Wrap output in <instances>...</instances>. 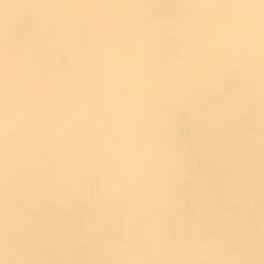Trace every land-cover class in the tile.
Instances as JSON below:
<instances>
[{
    "label": "bare ground",
    "instance_id": "1",
    "mask_svg": "<svg viewBox=\"0 0 264 264\" xmlns=\"http://www.w3.org/2000/svg\"><path fill=\"white\" fill-rule=\"evenodd\" d=\"M38 1L31 13L0 5V264H71L79 245L91 264H184L181 240L212 247L209 234L226 232V220L206 201L196 221L170 206L172 189L149 170L143 150L160 133L168 145H197L205 161L217 157L210 146L239 129L224 104L239 93L245 101L249 64L264 63V0H186L201 2L203 23L191 33L186 19L172 17L179 54L161 51L157 25L141 15V4L156 0ZM20 15L30 16L34 32L20 33ZM82 19L113 45L98 42L85 54L71 30ZM94 91L115 103L111 128L93 106ZM21 95L32 105H22ZM100 166L112 171L109 192L135 184L121 228L109 205L99 209L89 197L85 170ZM165 205L176 215L171 227L157 212Z\"/></svg>",
    "mask_w": 264,
    "mask_h": 264
},
{
    "label": "crops",
    "instance_id": "2",
    "mask_svg": "<svg viewBox=\"0 0 264 264\" xmlns=\"http://www.w3.org/2000/svg\"><path fill=\"white\" fill-rule=\"evenodd\" d=\"M0 1L4 9H13L14 12L24 9L27 13H31L30 7L33 4L39 3L38 0ZM48 2L45 0L46 4ZM172 2L173 0H156L150 2L148 8L143 3L140 6L141 15L145 16L146 21L157 25L158 41L163 53L170 51L171 45L173 47L176 45L172 33L174 18L186 19L192 33L201 23L200 14L201 16L203 14L200 1L190 3L186 0H179V3L174 2L175 9H168L170 5H174ZM163 12L168 18L162 17ZM100 32L93 24L82 19L72 28V34H74L72 41L83 47L85 54L88 53L89 46L96 47L98 42L112 46L113 40L102 36ZM68 41L69 39H64L63 43L66 44ZM175 51L179 52L176 49ZM62 59L64 64L68 63V51L65 47L62 49ZM247 71L250 75V86L248 93L246 92L245 101L239 93L234 96V103L224 104L225 110L230 112V118L238 117L236 126L239 129L234 130L233 133L232 130L229 131L228 135L225 134L223 144L214 142V145L210 146L211 149L216 148L218 151L217 157L205 161L200 156L197 145L190 142H185V144L181 140L168 145L161 139L160 133H156L157 140L151 142L153 145L150 144L143 150V157L149 161V170H157L156 174L165 186V191L170 187L172 189V197L167 202L170 206L178 204L177 206L184 214L196 221L200 215V207L206 201L212 206L213 214L227 222L226 232L224 230L223 233L217 231L209 234L212 247H202V249L196 246L192 239L181 240L184 264H264V63H250ZM105 78L111 79L107 76ZM228 80V86L235 89L236 78L231 68L228 71ZM153 93L160 94L161 90H155ZM127 94V90H120L119 95L124 104L128 103ZM149 94L152 95L151 92ZM92 95L93 106L98 112L101 111L104 127L111 128L114 124L115 103L113 99L98 91H94ZM20 103L31 106L33 102L29 95H21ZM236 111L239 112L237 116ZM178 125L180 127L184 124L180 122ZM113 141L112 138H108V142ZM171 147L175 151L173 155L165 151ZM158 149L162 151L161 154L157 151ZM85 176L89 178L91 201L99 209L105 204L109 205L112 208L113 221L119 223L121 228L125 214L129 212L130 206L136 200V194L133 191L135 184L129 181L118 191L109 192L106 183H110L114 177H112L111 170H102L101 166L96 170H85ZM205 189L206 191L211 190L212 193L208 192L204 198L202 191ZM45 195L51 196L50 193ZM139 200V204L144 209V195L141 194ZM170 206L165 205L157 211L160 221L163 222L166 218L169 227L176 220V215L172 213ZM149 216L147 213L144 214L146 219ZM153 221H156L155 216ZM94 254L96 255L95 252ZM89 259L87 249L83 245H79L71 252V264H91Z\"/></svg>",
    "mask_w": 264,
    "mask_h": 264
},
{
    "label": "rangeland",
    "instance_id": "3",
    "mask_svg": "<svg viewBox=\"0 0 264 264\" xmlns=\"http://www.w3.org/2000/svg\"><path fill=\"white\" fill-rule=\"evenodd\" d=\"M179 3V0H173V4L174 5H170L169 7H168V9H175L176 8V6H175V3ZM147 8V7H146ZM9 10V9H8ZM143 10V9H142ZM143 12V11H142ZM21 16L22 15H20L19 17H20V22L19 23H16L17 25H21L22 26V28H21V30H20V28L19 27H15V29H18L19 28V30H20V33L22 34V35H24V34H28V33H32V32H34V31H32L31 32V27H30V25H29V21H30V16L29 15H27L26 17H24V19H22L21 20ZM164 16V17H163ZM165 16H166V14L163 12V15H162V17L163 18H165ZM200 18H201V23L199 24V26H201L202 25V23H203V20H202V16H201V14H200ZM78 23V22H77ZM76 23V24H77ZM76 24H73V26L74 25H76ZM73 26L71 27V30H72V28H73ZM25 27V28H24ZM54 33L55 32H52V34L54 35ZM172 33L174 34V40L176 41V45L173 47V45H171L170 46V52L173 54L174 52H176L175 51V49L177 50L179 47V44H178V40H177V37H178V32L177 31H175V30H173L172 31ZM34 35H35V33H34ZM163 35L164 36H166V34L165 33H163ZM160 49H161V45H160ZM169 51V50H168ZM170 53V55H172ZM177 54H179V53H177ZM172 63H173V61H172ZM77 74H81V68H79L78 67V70H77V72L75 73V75H77ZM201 94H203V95H206L207 93H205L204 94V92H201ZM87 170H89L88 168H87ZM81 249V248H80ZM81 252H82V250H80ZM73 261H74V259H73ZM75 262V261H74Z\"/></svg>",
    "mask_w": 264,
    "mask_h": 264
}]
</instances>
